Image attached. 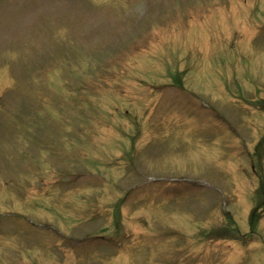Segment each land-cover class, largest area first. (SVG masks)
Returning <instances> with one entry per match:
<instances>
[{"label":"rangeland","instance_id":"obj_1","mask_svg":"<svg viewBox=\"0 0 264 264\" xmlns=\"http://www.w3.org/2000/svg\"><path fill=\"white\" fill-rule=\"evenodd\" d=\"M264 0H0V264H264Z\"/></svg>","mask_w":264,"mask_h":264}]
</instances>
